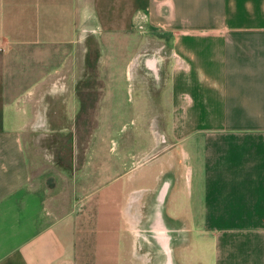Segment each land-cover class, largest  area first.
Masks as SVG:
<instances>
[{"label":"crops","instance_id":"1","mask_svg":"<svg viewBox=\"0 0 264 264\" xmlns=\"http://www.w3.org/2000/svg\"><path fill=\"white\" fill-rule=\"evenodd\" d=\"M135 260L264 264V0H0V264Z\"/></svg>","mask_w":264,"mask_h":264},{"label":"rangeland","instance_id":"2","mask_svg":"<svg viewBox=\"0 0 264 264\" xmlns=\"http://www.w3.org/2000/svg\"><path fill=\"white\" fill-rule=\"evenodd\" d=\"M100 124H102V126L103 127H101V125ZM107 124H110L112 127V129L114 130V131H118V130H131V129H136V128H140V127H142L141 125H142V123H138V122H130V121H125V120H120V121H117V122H113V123H98V127H96V124L95 125H93V129H101V128H106V126H107ZM144 124V123H143ZM145 125V124H144ZM146 126V125H145ZM147 128V127H146ZM43 140V139H42ZM41 140V141H42ZM45 140V139H44ZM43 140V141H44ZM66 141V140H65ZM64 141V142H65ZM63 142V143H64ZM42 145H44V142H43V144ZM62 145V144H61ZM44 148H45V146H43ZM65 147H66V142H65ZM60 150V152L61 153H64L63 152V149H59ZM65 151V150H64ZM44 152H48V150L47 149H45L44 150ZM49 155H47L48 156V158L52 161V163L54 164V165H56V163L58 162V163H60V164H63L62 163V161L61 160H59V158L61 157V158H65V156L66 155H64V154H57V155H55V154H51L50 152L48 153ZM142 244H140L139 246V249H141V250H143V248H146L145 246L146 245H142ZM174 248H171L170 249V252H169V255H168V258H170V261L173 263L174 262ZM135 264H140V262L139 261H136L135 260Z\"/></svg>","mask_w":264,"mask_h":264}]
</instances>
